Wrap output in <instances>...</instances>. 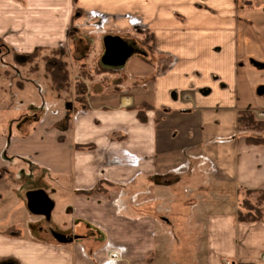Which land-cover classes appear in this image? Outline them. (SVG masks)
Instances as JSON below:
<instances>
[{
    "label": "crops",
    "instance_id": "1",
    "mask_svg": "<svg viewBox=\"0 0 264 264\" xmlns=\"http://www.w3.org/2000/svg\"><path fill=\"white\" fill-rule=\"evenodd\" d=\"M88 35L114 76L89 77L85 107L50 78L16 92L0 77V264H149L158 223L118 218L119 205L132 210L151 179L204 167L236 199L208 217L204 264H264V220L237 219L241 191L264 190V144L248 142L264 130L238 126L243 110L264 121V0H0L4 49H73L86 65ZM108 38L114 54L134 52L105 65ZM23 107L38 113L22 118Z\"/></svg>",
    "mask_w": 264,
    "mask_h": 264
},
{
    "label": "rangeland",
    "instance_id": "2",
    "mask_svg": "<svg viewBox=\"0 0 264 264\" xmlns=\"http://www.w3.org/2000/svg\"><path fill=\"white\" fill-rule=\"evenodd\" d=\"M133 36L139 44L141 40L145 39V35H142V38L139 34ZM77 37L76 35L70 36L73 41ZM84 37L91 44L89 62L86 65L80 64L77 51L71 53L73 49L59 48L51 50L42 48L36 51L33 57H29V53H17L0 46V77L4 78L7 89L10 86L16 92L18 88L24 87L28 81H31L34 85L40 83L41 86H46V81L49 80L50 75L45 69V58H56L60 52L59 58L67 61L70 72L69 88L61 93L65 94L66 99L75 101V79L72 75L78 74V77L80 76L78 79L85 80V83L89 79L88 76L93 77V79L94 77L98 79L97 75L106 79L114 76V74L108 73L105 69L106 66L101 63V56L104 52L102 38L94 35ZM105 72L106 75H102ZM86 93L87 87L85 92L87 102ZM21 113L23 118L31 117L38 111L33 110V108L24 109L23 107ZM173 174L175 176H169L168 179L155 178L149 180L148 189L144 186L138 188L131 197L132 210L119 205L117 217L154 218L156 220L159 234L158 245L156 251L147 258L149 264H204L207 255L205 232L208 217L219 212V208L222 207H224V211H231L232 205L228 204L227 206L224 199L226 200L228 195L222 196L219 189L214 187V182L210 178V173L206 167H204L202 174H197V178L191 176L189 172ZM157 184L159 185V191L156 188ZM99 187L102 190L101 193L107 190L105 185ZM259 196V193H245L242 190L237 200L239 207L244 200H248L252 204H258ZM120 197L121 200L126 198L123 194ZM228 201L235 204V196H228ZM259 205L263 207L264 202L259 201ZM162 224L164 230H161ZM107 261L109 262V260ZM118 261L123 262L124 259ZM223 264H232V261L230 258H223Z\"/></svg>",
    "mask_w": 264,
    "mask_h": 264
},
{
    "label": "trees",
    "instance_id": "3",
    "mask_svg": "<svg viewBox=\"0 0 264 264\" xmlns=\"http://www.w3.org/2000/svg\"><path fill=\"white\" fill-rule=\"evenodd\" d=\"M152 36H145V43L149 44L151 42ZM150 41V42H149ZM42 48H36L33 52L29 53V57H33L36 51ZM59 52V51H58ZM60 53V52H59ZM59 53L56 58H45V69L46 72L50 75L51 82L55 88V90L59 92L66 91L69 88L70 84V72L68 70L67 61L59 58ZM89 78V76H88ZM86 83L82 80L77 79L75 82L76 88V102L80 103V105L85 107L87 105L85 92H86ZM138 110V118L140 121L144 122L147 119L146 109L147 104L142 103L136 107ZM238 126L240 129L246 130H256L262 131L264 130V121L258 120L255 114L249 110H243L240 112L238 117ZM248 142L250 144H264V137L261 136H248ZM77 148H91V144H76ZM100 185L103 183H99L94 192H101ZM245 193H259L260 196L258 198V204H252L248 200H244L240 205L237 212V219L242 222H253L264 220V206L261 207L259 205V201L264 202V190H250L243 189ZM248 201V202H247Z\"/></svg>",
    "mask_w": 264,
    "mask_h": 264
},
{
    "label": "water",
    "instance_id": "4",
    "mask_svg": "<svg viewBox=\"0 0 264 264\" xmlns=\"http://www.w3.org/2000/svg\"><path fill=\"white\" fill-rule=\"evenodd\" d=\"M111 38H108L105 40V45H106V48H107V51H106V54L105 56L102 58V62L105 64V65H109V64H112L111 63V60L110 58L112 56L118 58L119 60H121V62L119 64H122L125 59L131 55L134 51L132 48H129L128 46H126V44H122V48H120L119 50L116 51V53L114 54V52H112V46H111ZM41 194H44L43 192ZM44 196H46V199L48 200L49 202V206H47L48 208V211L46 212L47 214L50 213L51 211V208L53 206V202L52 200H50L47 195L44 194ZM33 207V206H32ZM58 238L60 241H71L72 238H68L67 236L65 235H58Z\"/></svg>",
    "mask_w": 264,
    "mask_h": 264
}]
</instances>
